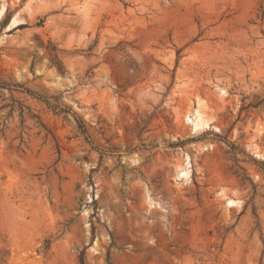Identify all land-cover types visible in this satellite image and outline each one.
Instances as JSON below:
<instances>
[{"label":"rangeland","instance_id":"1","mask_svg":"<svg viewBox=\"0 0 264 264\" xmlns=\"http://www.w3.org/2000/svg\"><path fill=\"white\" fill-rule=\"evenodd\" d=\"M0 9V264H264V0Z\"/></svg>","mask_w":264,"mask_h":264},{"label":"bare ground","instance_id":"2","mask_svg":"<svg viewBox=\"0 0 264 264\" xmlns=\"http://www.w3.org/2000/svg\"><path fill=\"white\" fill-rule=\"evenodd\" d=\"M2 10H4V9H0V15H2ZM1 17V16H0ZM199 120H201V118H200V115L199 114H197L196 115V117H195V120H194V126H198L199 124H198V122H199ZM196 128V127H195ZM181 175L182 176H186L187 175V173L183 170V169H181Z\"/></svg>","mask_w":264,"mask_h":264},{"label":"trees","instance_id":"3","mask_svg":"<svg viewBox=\"0 0 264 264\" xmlns=\"http://www.w3.org/2000/svg\"><path fill=\"white\" fill-rule=\"evenodd\" d=\"M80 127H83L82 125H80Z\"/></svg>","mask_w":264,"mask_h":264}]
</instances>
